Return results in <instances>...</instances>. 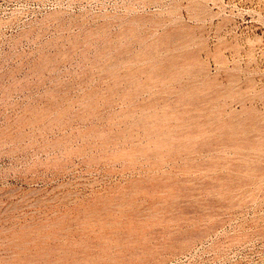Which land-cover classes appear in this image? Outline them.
Returning <instances> with one entry per match:
<instances>
[{"label": "rangeland", "instance_id": "1", "mask_svg": "<svg viewBox=\"0 0 264 264\" xmlns=\"http://www.w3.org/2000/svg\"><path fill=\"white\" fill-rule=\"evenodd\" d=\"M263 147L264 0H0V264H264Z\"/></svg>", "mask_w": 264, "mask_h": 264}, {"label": "bare ground", "instance_id": "2", "mask_svg": "<svg viewBox=\"0 0 264 264\" xmlns=\"http://www.w3.org/2000/svg\"><path fill=\"white\" fill-rule=\"evenodd\" d=\"M158 74H159V73H158ZM156 75H157V73H156ZM156 77H157V76H156ZM151 78H152V77H151ZM206 98H207V97H206ZM201 99H203V98H201ZM198 100H199V99H198ZM201 101H202V100H201ZM195 102H196V101H195ZM197 103H198V102H197ZM195 104H196V103H195ZM187 107H188V106H187ZM193 109H194V108H193ZM193 109H192V110H193ZM185 110H186V109H185ZM187 111H188V110H187ZM189 111H190V110H189ZM180 112H181V111H180ZM198 112H199V111H198ZM181 113H183V112H181ZM188 113H189V112H188ZM190 113H191V112H190ZM196 113H197V112H196ZM184 114H185V113H184ZM185 115H186V114H185ZM187 115H188V114H187ZM195 115H196V114H195ZM197 116H198V115H197ZM177 117H178V116H177ZM184 117H185V116H184ZM189 117H190V116H189ZM179 120H180V119H179ZM195 120H197V119H195ZM198 120H199V119H198ZM148 121H149V123H151L150 120H148ZM153 121H154V120H153ZM177 121H178V120H177ZM180 121H181V120H180ZM182 121H183V120H182ZM191 121H194V120H191ZM200 121H202V120H200ZM204 121H206V120H204ZM194 122H195V121H194ZM256 122H257V121H256ZM218 124H219V123H218ZM257 124H258V122H257ZM152 125H153V123H152ZM196 125H197V124H196ZM201 125H202V124H201ZM255 125H256V124H255ZM258 125H261V124H258ZM194 126H195V125H194ZM221 126H222V125H221ZM188 127H189V126L187 125L186 128H188ZM198 127H199V126H198ZM257 127H258V126H257ZM150 128H151V126H150ZM194 128H195V127H194ZM203 128H204V127H203ZM186 130H187V129H186ZM189 130H190V129H189ZM191 130H192V129H191ZM184 131H185V130H184ZM199 131H200V130H199ZM254 131H255V130H254ZM182 132H183V131H182ZM193 132H194V131H193ZM193 132H191V133H193ZM178 134H179V133H178ZM178 134H177V135H178ZM191 135H192V134H191ZM198 135H199V134H198ZM252 135H253V134H252ZM195 136H196V134H195ZM205 136H206V135H205ZM250 136H251V135H250ZM182 137H183V136H182ZM252 137H253V136H252ZM176 138H178V136H177ZM183 138H185V137H183ZM207 138L210 139V137H207ZM207 138H206V139H207ZM213 138H214V137H213ZM259 138H260V137H259ZM178 139L181 140V138H178ZM199 139H200V138H199ZM204 139H205V138H204ZM223 139H224V138H223ZM228 139H229V137H228ZM239 139H241V138H239ZM248 140H249V139H248ZM256 140H258V139H256ZM177 141H178V140H177ZM184 141H185V140H184ZM203 141H204V140H203ZM220 141H221V140H220ZM222 141H223V140H222ZM253 141H254V140H253ZM192 142H193V141H192ZM192 142H191V143H192ZM197 142H198V141H197ZM205 142H206V141H205ZM207 142H209V141H207ZM240 142H242V141H240ZM243 142H244V141H243ZM179 143H180V142H179ZM215 143H216V144H217V143L219 144L220 142H215ZM234 143H235V142H234ZM237 143H238V142H237ZM246 143H247V142H246ZM253 143H254V142H253ZM262 143H263V142H262ZM205 144H206V143H205ZM247 144H248V143H247ZM258 144H260V143H258ZM194 145H196V144H194ZM194 145H193V146H194ZM200 145H201V143H200ZM208 145H209V144H208ZM245 146H246V145H245ZM208 147H209V146H208ZM242 147H243V146H242ZM246 147H247V146H246ZM191 148H192V147H191ZM195 148H196V147H195ZM195 148H194V149H195ZM263 148H264V147H263ZM257 149H258V147H257ZM189 150H190V149H189ZM192 150H193V149H192ZM258 150H259V149H258ZM194 151H195V150H194ZM241 152H243V150H242ZM258 153H259V152H258ZM240 154H241V153H240ZM261 155H262V154H261ZM235 157H236V156H235ZM246 159H247V158H246ZM251 160H252V159H251ZM227 161H228V160H227ZM227 161H226V162H227ZM248 162H249V160H248ZM241 163H243V162H241ZM206 164H207V163H206ZM234 164H235V163H234ZM238 164H239V163H238ZM196 165H197V164H196ZM203 165H204V164H203ZM210 165H211V164H210ZM212 165H213V164H212ZM199 166H200V165H199ZM231 166H232V165H231ZM196 167H197V166H196ZM203 168H204V167H203ZM205 168H206V167H205ZM229 168H230V167H229ZM236 168H238V167H236ZM233 169H234V168H233ZM239 169H240V168H239ZM238 171H240V170H238ZM226 175H227V174H226ZM235 175H237V174H235ZM240 175H241V174H240ZM241 176H242V175H241ZM241 176H240V177H241ZM247 177H248V176H247ZM223 178H224V177H223ZM232 178H233V177H232ZM236 178H237V177H236ZM243 178H244V176H243ZM173 181H174V180H173ZM180 181H181V180H180ZM197 181H198V180H197ZM240 181H241V180H240ZM246 181H247V180H246ZM154 182H155V181H154ZM178 182H179V181H178ZM193 182H194V181H193ZM224 182H225V181H224ZM224 182H223V183H224ZM230 182H231V181H230ZM152 183H153V182H152ZM160 183H161V182H160ZM175 183H176V182H175ZM196 183H197V182H196ZM220 183H222V182L220 181ZM233 183H235V182H233ZM239 183H240V182H239ZM150 184H151V183H150ZM164 184H165V183H164ZM169 184H170V182H169ZM169 184H168V185H169ZM208 184H209V183H208ZM216 184H217V183H216ZM244 184H245V183H244ZM134 185H135V184H134ZM136 185H137V183H136ZM136 185H135V186H136ZM148 185H149V184H148ZM154 185H155V184H154ZM166 185H167V184H166ZM172 185H174V184H172ZM225 185H226V184H225ZM241 185H242V183H241ZM135 186H134V187H135ZM149 186H151V185H149ZM149 186H146V187L149 188ZM155 186H156V185H155ZM158 186H159V185H158ZM161 186H162V185H161ZM175 186H176V185H175ZM187 186H188V185H187ZM198 186H199V185H198ZM219 186L221 187V185H219ZM222 186H224V185H222ZM228 186H229V185H228ZM245 186H246V184H245ZM138 187L140 188V187H142V186L140 185V186H138ZM138 187L136 188V190L138 189ZM144 187H145V186H144ZM144 187H143V188H144ZM153 187H154V186H152V188H153ZM166 187H167V186H166ZM169 187H171V186H169ZM178 187H179V186H178ZM178 187H176V188H178ZM180 187L183 188V186H180ZM196 187H197V186H196ZM239 187H240V186H239ZM152 188H150V189H152ZM156 188H157V186H156ZM158 188H159V187H158ZM158 188H157V189H158ZM173 188H174V187H173ZM187 188H188V187H187ZM197 188H198V187H197ZM203 188H204V187H203ZM245 188H246V187H245ZM140 189H141V188H140ZM140 189H138V190H140ZM157 189H155V190L157 191ZM160 189H161V187H160ZM190 189H191V188H190ZM194 189H195V188H194ZM130 190L132 191V190H134V189H130ZM130 190H129V192L131 193ZM136 190H135V191H136ZM141 190H143V189H141ZM147 190H148V189H147ZM177 190H179V189H177ZM187 190H189V189H187ZM187 190H185V191H187ZM228 190H229V189H228ZM240 190H241V189H240ZM135 191H134V193H135ZM165 191H166V190H165ZM168 191H169V189H168ZM195 191H196V190H194V192H195ZM137 192H139V191H137ZM141 192H142V191H141ZM146 192H147V191H146ZM146 192H145V193H146ZM149 192H150V191H149ZM154 192H155V191H154ZM163 192H164V191H163ZM174 192H175V191H174ZM241 192H243V191H241ZM139 193H140V192H139ZM147 193H148V192H147ZM155 193H157V192H155ZM164 193H165V192H164ZM192 193H193V191H192ZM122 194H123V193H122ZM157 194H158V193H157ZM177 194H178V193H177ZM241 194H242V193H241ZM147 195H148V194H147ZM184 195H187V194L185 193ZM152 196H153V195H152ZM154 196H155V195H154ZM161 196H162V195H161ZM121 197H123V196H121ZM121 197H120V198H121ZM124 197H126V196H124ZM149 197H150V196H149ZM163 197H164V196H163ZM231 197H232V196H231ZM150 198H151V197H150ZM237 198H238V197H237ZM121 199H122V198H121ZM121 199H119V200H121ZM211 199H212V198H211ZM217 199H218V198H217ZM225 199H226V198H225ZM229 199H230V198H229ZM232 199H234V198H232ZM111 200H112V199H111ZM152 200H153V199H152ZM157 200H158V199H157ZM160 200H161V199H160ZM160 200H158V201H160ZM214 200H215V199H214ZM218 200H219V199H218ZM223 200H224V199H223ZM226 200H227V199H226ZM235 200H236V199H235ZM241 200H242V199H241ZM130 201H131V200H130ZM130 201H128V202H130ZM110 202H111V201H110ZM113 202H114V201H113ZM113 202H111V203H113ZM123 202H124V201H123ZM125 202H126V201H125ZM125 202H124V203H125ZM154 202H155V201H154ZM161 202H162V201H161ZM231 202H232V201H231ZM105 203H106V202H105ZM114 203H115V202H114ZM114 203H113V204H114ZM130 203H131V202H130ZM152 203H153V201H152ZM157 203H159V202H157ZM165 203H167V202H165ZM174 203H175V202H174ZM232 203H233V202H232ZM128 204H129V203H128ZM159 204H160V203H159ZM214 204H215V203H214ZM221 204H222V203H221ZM103 205H104V203H103ZM103 205H102V206H103ZM120 205H121V204H120ZM123 205H124V204H123ZM126 205H127V203H126ZM150 205H151V204H150ZM154 205H155V204H154ZM175 205H176V204H175ZM175 205H174V206H175ZM216 205H217V204H216ZM222 205H224V204H222ZM228 205H229V204H228ZM99 206H100V205H99ZM99 206H97V207H99ZM102 206H100V207H102ZM166 206H168V205H166ZM180 206H181V205H180ZM212 206H213V205H212ZM219 206H221V205H219ZM103 207H104V206H103ZM103 207H102V208H103ZM127 207H130V206H127ZM127 207H125V208H127ZM133 207H134V206H133ZM163 207H164V206H163ZM175 207H177V206H175ZM178 207H179V206H178ZM185 207H186V206H185ZM152 208H155V207H152ZM159 208H161V207H159ZM170 208H171V207H170ZM183 208H184V206H183ZM188 208H189V207H187V209H188ZM104 209H107V208H104ZM109 209H110V208H109ZM109 209H107V210H109ZM165 209H166V208H165ZM165 209H164V210H165ZM171 209L173 210L174 208H171ZM176 209H178V208H176ZM176 209H174V210H176ZM189 209H190V208H189ZM96 210H97V208H96L94 211H96ZM100 210H101V209H99L98 211H100ZM102 210H103V209H102ZM110 210H111V209H110ZM112 210H113V209H112ZM123 210H124V209H123ZM126 210H127V209H126ZM164 210H162V211H164ZM166 210H167V209H166ZM169 210H170V209H169ZM191 210H192V209H191ZM124 211H125V210H124ZM132 211H133V210H132ZM136 211H137V210H136ZM159 211H160V210H159ZM179 211H180V209H179ZM102 212H103V211H102ZM92 213H93V212H92ZM103 213H104V212H103ZM107 213H108V212H107ZM110 213H111V211H110ZM130 213H131V212H129V214H130ZM135 213H136V212H135ZM167 213H168V212H167ZM171 213H172V212H171ZM173 213H174V212H173ZM191 213H192V212H191ZM87 214H88V213H87ZM87 214H86V215H87ZM94 214H96V213H94ZM98 214H100V213H98ZM127 214H128V213H127ZM131 214H132V213H131ZM159 214H160V213H159ZM164 214H165V213H164ZM185 214H187V212H186ZM161 215H162V214H161ZM178 215H179V214H178ZM181 215H183V213H182ZM100 216H101V215H100ZM102 216H103V215H102ZM105 216H106V215H105ZM107 216H108V215H107ZM131 216H132V215H131ZM131 216H130V217H131ZM148 216H149V215H148ZM164 216H165V215H164ZM170 216H175V215H170ZM184 216H185V215H184ZM84 217H85V216H84ZM84 217H83V218H84ZM88 217H89V216L87 215V218H88ZM96 217H97V216H96ZM103 217H104V216H103ZM136 217H137V216H136ZM136 217H135V218H136ZM138 217H139V216H138ZM87 218H86V219H87ZM92 218H94V217H92ZM133 218H134V217H133ZM139 218H141V217H139ZM142 218H143V217H142ZM168 218H169V217H168ZM130 219H131V218H130ZM91 220H92V219H91ZM93 220H94V219H93ZM127 220H128V219H127ZM166 220H167V219H166ZM58 221H59V220H58ZM58 221H57V222H58ZM95 221H96V219H95ZM101 221H102V219L100 220V222H101ZM135 221H136V220H135ZM138 221L141 222V220H138ZM138 221H137V223H138ZM164 221H165V218H164ZM171 221H172V220H171ZM131 222H132V221H131ZM133 222H134V221H133ZM142 222H143V220H142ZM135 223H136V222H135ZM158 223H159V222H158ZM55 224H56V222H55ZM128 224H129V223H128ZM130 224H131V223H130ZM143 224H145V223H143ZM159 224H160V223H159ZM134 225H138V224H134ZM134 225H132V226L134 227ZM128 226H129V225H128ZM128 226H127V227H128ZM130 226H131V225H130ZM139 226H141V225H139ZM135 227H136V226H135ZM142 227H143V226H142ZM142 227H141V228H142ZM160 227H161V226H160ZM139 228H140V227H139ZM129 229H131V228H129ZM136 229H137V228H136ZM155 229H156V228H155ZM159 229H160V228H159ZM62 230H63V229H62ZM126 230H127V229H126ZM132 230H134V228H133ZM137 230H138V229H137ZM139 230H140V229H139ZM164 230H165V228H164ZM113 231H114V230H113ZM113 231H112V232H113ZM128 231H129V230H128ZM128 231H126V232H128ZM130 231H131V230H130ZM141 231H142V230H141ZM141 231H140V232H141ZM156 231H157V230H156ZM158 231H159V230H158ZM116 232H117V231H116ZM138 232H139V231H138ZM160 232H162V231H160ZM166 232H167V231H166ZM198 232H199V231H198ZM202 232H203V231H202ZM57 233H58V232H57ZM60 233H61V232H60ZM124 233H125V232H124ZM128 233H130V232H128ZM61 234H63V233H61ZM112 234H114V233H112ZM115 234H116V233H115ZM125 234H127V233H125ZM132 234H133V233H132ZM132 234H131V237H132ZM135 234H136V232H135ZM197 235H198V234H197ZM112 236H113V235H112ZM103 237H104V236H103ZM106 237H107V236H106ZM113 237H114V236H113ZM124 237H125V236H124ZM126 237H127V236H126ZM104 238H105V237H104ZM104 238H103V239H104ZM118 238H119V237H118ZM121 238H122V237H121ZM105 239H106V238H105ZM105 239H104V240H105ZM109 239H110V237H109ZM127 239H129V238H127ZM127 239H126V240H127ZM116 240H117V237H116ZM120 240H121V239H120ZM124 240H125V239H124ZM124 240H122V241H124ZM106 241H107V240H106ZM112 241H113V240H112ZM114 241H115V240H114ZM21 242H22V241H21ZM110 242H111V241H110ZM124 242H125V241H124ZM121 243H122V242H121ZM110 244H111V243H110ZM168 244H169V243H168ZM117 245H118V244H117ZM122 245H123V244H122ZM122 245H119V246L122 247ZM124 245H125V244H124ZM161 246H162V245H161ZM167 246H168V245H167ZM121 247H120V248H121ZM159 247H160V246H159ZM157 250H158V248H157ZM146 251H147V250H146ZM144 252H145V251H144ZM146 253H147V252H146ZM129 254H130V252H129ZM129 254H128V255H129ZM135 255H137V254L135 253ZM124 256H125V255H124ZM124 256H121V257H124ZM126 256H127V255H126ZM131 256H132V255H131ZM117 257H118V256H117ZM119 258H120V257H119ZM132 258H133V257H132ZM117 259H118V258H117ZM46 261H48V260L46 259ZM55 261H57V260L55 259ZM59 261H60V260H59ZM59 261H58V262H59ZM37 262H38V261H37ZM51 262H54V261H51ZM45 263H46V262H45ZM47 263H48V262H47ZM62 263L65 264L64 262H62ZM38 264H39V263H38ZM48 264H49V263H48ZM66 264H67V263H66Z\"/></svg>", "mask_w": 264, "mask_h": 264}]
</instances>
